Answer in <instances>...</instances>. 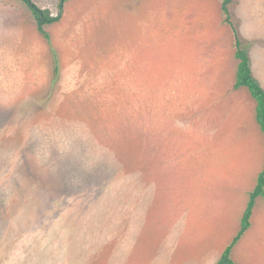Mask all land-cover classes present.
<instances>
[{
    "label": "rangeland",
    "instance_id": "1",
    "mask_svg": "<svg viewBox=\"0 0 264 264\" xmlns=\"http://www.w3.org/2000/svg\"><path fill=\"white\" fill-rule=\"evenodd\" d=\"M59 14L60 0H33ZM0 0V264H215L264 167V0ZM237 32V33H236ZM264 264V197L235 244Z\"/></svg>",
    "mask_w": 264,
    "mask_h": 264
},
{
    "label": "trees",
    "instance_id": "2",
    "mask_svg": "<svg viewBox=\"0 0 264 264\" xmlns=\"http://www.w3.org/2000/svg\"><path fill=\"white\" fill-rule=\"evenodd\" d=\"M27 6L30 8L32 13L34 14L37 22V27L39 32L48 40H50V34L45 29L46 25L58 22L61 19V15L63 12V5L65 0H60L59 3V14L53 15L49 9L41 8L38 4H36L33 0H23ZM229 2L230 0H222V8L226 13L227 18L226 21H229L230 24L233 25L230 19L229 13ZM237 33V32H236ZM236 57L240 60L238 64V69L236 73V82L235 87L239 88L242 86H246L251 95L256 100V120L264 134V87L261 82L255 77L252 66L251 59L248 51L243 48L242 41L240 40L238 34L236 36ZM259 196L264 197V167L263 170L259 173L257 178V184L253 191L250 193L249 201L243 213L241 219V226L235 237L232 239V242L224 249L221 257L215 264H237L232 256V250L235 244L240 240L243 234L249 229L251 226V217L253 214V209L256 204V199Z\"/></svg>",
    "mask_w": 264,
    "mask_h": 264
}]
</instances>
